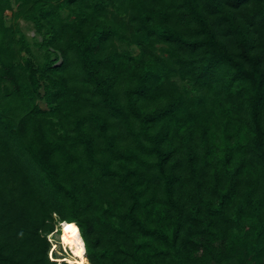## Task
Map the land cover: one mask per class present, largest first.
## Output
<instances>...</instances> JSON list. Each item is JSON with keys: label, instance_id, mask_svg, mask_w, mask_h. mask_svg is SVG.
I'll return each mask as SVG.
<instances>
[{"label": "trees", "instance_id": "trees-1", "mask_svg": "<svg viewBox=\"0 0 264 264\" xmlns=\"http://www.w3.org/2000/svg\"><path fill=\"white\" fill-rule=\"evenodd\" d=\"M64 221L90 264H264V0H0V264Z\"/></svg>", "mask_w": 264, "mask_h": 264}, {"label": "clouds", "instance_id": "clouds-1", "mask_svg": "<svg viewBox=\"0 0 264 264\" xmlns=\"http://www.w3.org/2000/svg\"><path fill=\"white\" fill-rule=\"evenodd\" d=\"M56 217L57 214L53 213ZM58 218V217H57ZM61 227L55 228L52 233L47 235V242L50 245L47 252L49 264H90L86 255V241L83 238L82 231L76 221L59 222ZM59 232V245L54 241L53 236ZM24 232L21 230L17 233L18 238H23ZM63 249V252L58 251ZM70 251V255H65ZM54 253L56 254L54 256Z\"/></svg>", "mask_w": 264, "mask_h": 264}, {"label": "rangeland", "instance_id": "rangeland-1", "mask_svg": "<svg viewBox=\"0 0 264 264\" xmlns=\"http://www.w3.org/2000/svg\"><path fill=\"white\" fill-rule=\"evenodd\" d=\"M20 24H21V26H22V28H23V31L27 34V36L28 37H32L33 35H34V32H33V30H32V27H31V25L29 24V23H26V22H24V21H21L20 22ZM59 227H61V225L60 224H57V227L56 228H59ZM59 232H57L54 236H53V239H54V241L59 245ZM58 251H61V252H63V249H59L58 248ZM65 255H70L71 253H70V251L69 252H67V253H64Z\"/></svg>", "mask_w": 264, "mask_h": 264}, {"label": "bare ground", "instance_id": "bare-ground-1", "mask_svg": "<svg viewBox=\"0 0 264 264\" xmlns=\"http://www.w3.org/2000/svg\"><path fill=\"white\" fill-rule=\"evenodd\" d=\"M65 222V221H64ZM70 223V222H69ZM61 225V224H60ZM59 236H60V234H59Z\"/></svg>", "mask_w": 264, "mask_h": 264}]
</instances>
